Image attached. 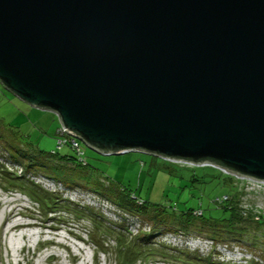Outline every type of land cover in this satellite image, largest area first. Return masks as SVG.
Returning a JSON list of instances; mask_svg holds the SVG:
<instances>
[{"label":"water","instance_id":"water-1","mask_svg":"<svg viewBox=\"0 0 264 264\" xmlns=\"http://www.w3.org/2000/svg\"><path fill=\"white\" fill-rule=\"evenodd\" d=\"M0 83L101 155L264 181V0H0Z\"/></svg>","mask_w":264,"mask_h":264},{"label":"rangeland","instance_id":"rangeland-1","mask_svg":"<svg viewBox=\"0 0 264 264\" xmlns=\"http://www.w3.org/2000/svg\"><path fill=\"white\" fill-rule=\"evenodd\" d=\"M59 126L56 114L31 107L0 83V136L18 130L28 149L50 152L56 149L55 135ZM2 140L0 137V264H192L182 260L185 256L196 264L198 259H206L211 252L190 241L194 236L208 237L203 234L185 235L190 237L189 240L170 232L153 236L152 223L148 219L122 210L107 192H95L86 183L84 187L87 188H84L69 180L57 181L42 169H28L27 164L32 163L28 159L39 162L38 155L30 154L24 148L26 157H22V162H16ZM81 148L89 165L87 169L102 177L95 181L96 184L105 182L106 186L111 184L115 189H125L151 205L177 202L182 210L188 206L208 210L214 209L211 202L214 198L235 191L222 186L223 179L228 183L230 177L214 169L195 171L198 181H192V170L170 164L177 173L170 174L161 168L169 165L167 160L152 155L132 152L105 156L84 143ZM62 154L78 157L69 149H64ZM44 194L61 196L67 201V210L43 211L37 199ZM240 194L242 207L257 209L264 217L262 196L247 197L245 191ZM218 212L212 213L221 215ZM142 233L152 235L150 239L155 241L144 248L140 257L132 256L130 248L119 242L121 236H127L129 245L137 238L142 243ZM260 233L257 248L237 240L218 241L223 248L218 253L220 257L212 256L213 260L225 264H249L252 261L264 264V230Z\"/></svg>","mask_w":264,"mask_h":264},{"label":"trees","instance_id":"trees-1","mask_svg":"<svg viewBox=\"0 0 264 264\" xmlns=\"http://www.w3.org/2000/svg\"><path fill=\"white\" fill-rule=\"evenodd\" d=\"M55 136L57 143L59 138L57 131ZM0 137L3 139L2 141L6 142V151L10 155H12L13 159L16 160V162H22V157H26L22 151L25 148L27 149V151H29L30 154L38 155L40 162L39 163L35 162V160L33 159H28V161L32 162L27 164L28 166H30L28 167V169H42L45 173H48L49 176L51 175L57 181L65 179L66 182H68L69 180L71 184H76L83 187L86 186V183L95 192H107L114 204H116L122 210L133 213L137 217L140 216L148 219L152 223L153 236H162L164 232H170L173 234V236L182 239L184 238L186 240H189L190 237L186 238L185 235L192 236L193 234H198L199 236L203 234L205 236H208L204 239L196 236L191 237L190 241H192L194 244H197V246H205L206 248L210 249L211 252L217 248L214 253L209 252L206 259H198L199 261L195 262L196 264H200L199 262H201L202 264H225L216 262L215 259L213 260V257H220L218 253H220V249L223 248L220 244L217 243L218 241L232 242L233 240H237L239 243H249L252 244L255 248L258 247L259 237L261 234L260 232L264 230V217L260 216L261 211L257 209H248L244 206L242 207V194L240 193H244L246 181L238 179L233 175L226 174L211 166L191 167L163 160L166 163H169V165L165 164L161 168L164 171L169 172L170 174L175 173L170 164L181 169L192 170V181H198L195 171L199 169L208 168L217 170L224 176L230 177L228 182L229 184L227 183L226 179H223L222 186H228L235 191L233 193H226L221 197L218 196L217 198H214L211 201L215 206L214 209L204 210L188 206L186 209L182 210L177 202H170L163 205H151L148 203V201L139 198L132 192H128L125 189H115L111 184H108V186H106L104 185L105 182L96 184L97 182L95 181L101 179L102 177L100 175H97L95 171L88 170L87 166L89 165L87 164L88 162L84 154L82 156H79L70 146H63L61 149H58L57 144L56 149L50 152L41 150L36 151L28 149L27 144L24 143V140L21 138L20 132L18 130H11L10 133L5 135L4 137ZM64 149H69L71 152L76 153L78 157H74L71 154H62ZM88 177L90 178L89 180H87ZM12 178L15 180H20L19 177ZM245 193L247 196L246 191ZM41 196L43 197L37 199V203L45 212L48 210V212L50 213H56V211L59 209L67 210L68 208V205H66L67 201L62 199V197L58 194H44ZM215 210L219 211L218 213H220L221 215L215 216L212 213ZM151 237L152 235L150 236V234L148 233H142V243H139L137 241V238L134 244L128 245L127 236L122 235L121 239L119 238V242L123 247L128 246V248H130V255L140 257L142 255V252L144 251V248L147 246H152L150 244L154 243L155 240L150 239ZM227 246L228 245L225 244L224 248L226 249ZM243 255L242 259L244 260ZM247 255L248 254H246V256ZM185 257L187 258V256ZM185 257H181L182 260H186V262L194 264L193 261H190ZM249 264L258 263L252 261Z\"/></svg>","mask_w":264,"mask_h":264},{"label":"built area","instance_id":"built-area-1","mask_svg":"<svg viewBox=\"0 0 264 264\" xmlns=\"http://www.w3.org/2000/svg\"><path fill=\"white\" fill-rule=\"evenodd\" d=\"M57 134L59 137L58 141H57L58 149H61L63 146H70L79 156H82L84 154V152L81 148L82 142L79 141L78 139H76V137L74 135L69 134L68 131H66V129L61 125V123H60L59 128L57 129ZM167 161L172 162V163H176V164L191 166V167L210 166L207 164H202V165L196 166V165H193L191 163H184V162L173 161V160H167ZM211 167H213V166H211ZM218 170H220V169H218ZM220 171H222L226 174H229L223 170H220ZM237 178L246 181L245 191L247 192V197L258 198V197L262 196V198H263L262 200L264 201V181H256L253 179H246V178H239V177H237Z\"/></svg>","mask_w":264,"mask_h":264},{"label":"bare ground","instance_id":"bare-ground-1","mask_svg":"<svg viewBox=\"0 0 264 264\" xmlns=\"http://www.w3.org/2000/svg\"><path fill=\"white\" fill-rule=\"evenodd\" d=\"M25 225V224H24Z\"/></svg>","mask_w":264,"mask_h":264}]
</instances>
